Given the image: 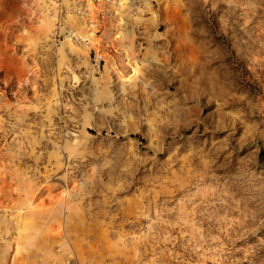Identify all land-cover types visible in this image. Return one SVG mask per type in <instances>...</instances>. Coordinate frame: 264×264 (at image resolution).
<instances>
[{
  "label": "clouds",
  "instance_id": "obj_1",
  "mask_svg": "<svg viewBox=\"0 0 264 264\" xmlns=\"http://www.w3.org/2000/svg\"><path fill=\"white\" fill-rule=\"evenodd\" d=\"M25 7L0 45V264H264V0Z\"/></svg>",
  "mask_w": 264,
  "mask_h": 264
},
{
  "label": "rangeland",
  "instance_id": "obj_2",
  "mask_svg": "<svg viewBox=\"0 0 264 264\" xmlns=\"http://www.w3.org/2000/svg\"><path fill=\"white\" fill-rule=\"evenodd\" d=\"M28 2V0H0V45L3 46L5 53L9 57V60L12 59L11 52H12V41L17 38L20 34V32L23 30L24 26H27L29 24V10L27 7H25V4ZM64 35V33H58L57 35V41H60V38ZM51 43V42H50ZM58 46V44H57ZM39 51V48L37 49ZM97 51L101 53V55H111L112 53L110 51H106L102 45L98 46L97 48H94L91 50V55L93 58L96 57ZM146 51H150V47L146 49ZM55 52V49H53V53ZM17 54H19L17 52ZM66 55H68V59L71 60L72 56L71 54H68L66 52ZM195 59V56L192 57ZM49 61L50 65L49 67L55 65L56 63V57L54 54L49 55ZM31 63V61H29ZM37 63H40L38 60ZM100 66L103 68L105 61L100 60L99 61ZM4 71H11L15 72V67L9 62L8 65H6ZM163 71V70H161ZM167 75V73H165ZM4 72H0V79H3ZM161 76H163V73H161ZM11 85H8L10 87ZM209 104H213L214 102L209 100ZM215 111V117L218 124L223 123V116L218 110V106L215 107H206L203 109V112L205 115H208L209 117L212 116L213 112ZM209 129L207 127H202L199 131V134L203 135L207 133ZM193 134H196L195 132ZM87 218L86 215L84 217Z\"/></svg>",
  "mask_w": 264,
  "mask_h": 264
}]
</instances>
